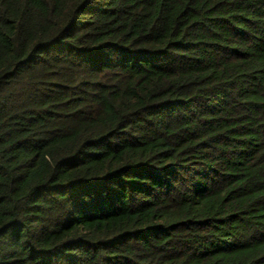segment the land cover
I'll list each match as a JSON object with an SVG mask.
<instances>
[{
    "label": "trees",
    "instance_id": "16d2710c",
    "mask_svg": "<svg viewBox=\"0 0 264 264\" xmlns=\"http://www.w3.org/2000/svg\"><path fill=\"white\" fill-rule=\"evenodd\" d=\"M0 264H264V0H0Z\"/></svg>",
    "mask_w": 264,
    "mask_h": 264
}]
</instances>
